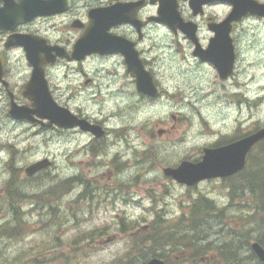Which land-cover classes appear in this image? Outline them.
I'll list each match as a JSON object with an SVG mask.
<instances>
[{"label":"rangeland","instance_id":"obj_1","mask_svg":"<svg viewBox=\"0 0 264 264\" xmlns=\"http://www.w3.org/2000/svg\"><path fill=\"white\" fill-rule=\"evenodd\" d=\"M250 37L248 33L242 47L247 58L240 65L256 60L254 50L249 52ZM156 71L166 90L158 99L109 97L104 90L61 98L118 127L108 139L115 140L109 151L120 153L117 168L106 158L98 169L86 172L88 177L83 174L84 187L73 191L67 176L94 167L86 163L85 136L67 137L57 130L35 134L37 129L3 122L0 115V264H139L137 243L155 233L180 238L179 245L159 249L167 264H178V259L183 264H259L250 242L264 238V211L243 180L235 174L187 187L166 178L162 167L184 157L195 159L202 147L234 134L241 125H263L264 78L237 79L244 81L237 90L231 82L217 81L209 67L165 59ZM58 78L61 86L68 80L63 73ZM235 91H247L249 105L238 108ZM163 128L168 131L159 135ZM263 150L254 148L246 174L262 162ZM43 157L53 164L25 178L24 168ZM79 190L82 197L76 196ZM204 199L213 210L192 212ZM15 202L18 209L8 206Z\"/></svg>","mask_w":264,"mask_h":264},{"label":"flooded vegetation","instance_id":"obj_2","mask_svg":"<svg viewBox=\"0 0 264 264\" xmlns=\"http://www.w3.org/2000/svg\"><path fill=\"white\" fill-rule=\"evenodd\" d=\"M7 1L18 3L22 0ZM23 2L24 9L32 12V16L10 28L0 27V115L4 117L3 122L6 120L13 125H27L37 129L35 134L41 130H57L67 137L73 134L85 136L82 147L89 156L86 163H93L94 167L89 171L68 175L70 191L78 186L84 187L83 174L88 177L86 172L98 169L106 158L110 161V167L117 168L120 153L109 151L115 140H108L118 127L110 125L109 119L101 117L102 115L88 113L83 106L73 107L62 103L64 95L72 99L86 97L88 94L94 96L96 91L104 90L109 97H120L122 94L123 97L139 96L152 100L137 90L136 74L139 70L144 75L149 73L162 96L166 90L160 85L156 67L165 59L176 60L179 65L212 68L217 81L231 82L237 86V90H240L244 81L264 78V0ZM235 4L245 11L237 19L229 21ZM4 5L5 0H0V10ZM249 6L260 7L259 13L252 11ZM248 33L251 36L248 40L249 52L254 50L256 60L250 61L248 65H240V59L244 56L247 58L242 47ZM83 35L88 40L106 41L109 45L102 51H76L74 46ZM19 39L21 42L17 43ZM27 50H30L32 58H36L35 62H31ZM229 54L233 57L232 65L228 76L222 79L221 72L209 58H214L218 65H223ZM248 67L251 68L250 72ZM36 71L41 74L43 82L33 79ZM62 73L68 79L64 86L58 83V77ZM237 79L244 81L239 82ZM114 83L118 84L115 88L112 87ZM124 85L128 86L127 90H124ZM44 86L46 90L43 92L46 91L54 102L67 108L77 118H84L90 124L102 128L103 134L97 136L91 130H82L79 126L67 129L47 126L46 120L39 121L34 99L41 95ZM235 100L238 108L242 103L249 105L247 91L243 94L235 91ZM12 107H25L32 120L13 118L10 114ZM259 127L260 125L243 128L241 125L234 130V134L217 139L212 147L233 142ZM161 130L168 131L166 128ZM263 144L264 139L254 144L246 155V161L251 157L253 149ZM1 147L6 148L5 144ZM74 176L79 177L75 182ZM82 192L79 190L76 196L82 197ZM45 252L51 254L52 250Z\"/></svg>","mask_w":264,"mask_h":264},{"label":"water","instance_id":"obj_3","mask_svg":"<svg viewBox=\"0 0 264 264\" xmlns=\"http://www.w3.org/2000/svg\"><path fill=\"white\" fill-rule=\"evenodd\" d=\"M241 5V4H240ZM25 2L20 1L15 3L13 1L5 0V5L0 10V27L10 28L16 23L28 19L32 16V12H27L24 9ZM252 11H257L259 13L258 6H249ZM243 10L239 5L235 4L232 13L229 16V21L237 19L242 13ZM21 42L19 39L17 43ZM109 45L108 42H102L98 40H88L86 36H82L76 42L74 48L76 51H82L84 49L91 51H102ZM88 46V47H86ZM86 47V48H84ZM28 57H30L31 62H35L36 58H32L30 50H27ZM212 59L221 72L222 79H225L228 76L230 71L233 57L229 54V58L225 64L218 65V63ZM133 72L135 73V67H133ZM39 82L42 81V76L39 72H35L33 79ZM136 84L137 89L140 92H143L151 97H158L159 93L157 87L152 79V76L149 73L144 75L140 70L136 74ZM43 82V81H42ZM46 87L41 91V95L36 97L35 104L37 109V116L40 118L48 119L46 125L55 124L58 127L69 128L78 125L83 130H91L97 136H101L103 131L100 127L89 124L84 119H78L75 115L70 113V111L64 107L59 106L54 102V100L48 95ZM11 115L17 118H27L31 119V114L26 110L17 107L11 109ZM264 138V127L258 130L257 132L244 137L238 141H234L227 145H223L216 148H204L202 159L198 162H191L183 160L176 167H165L163 172L166 176L172 177L179 183L186 185H194L195 183L210 178L218 177H227L237 173L244 167L245 156L250 150L251 146ZM50 165L48 159H42L30 164L25 168V172L28 176H32L37 171ZM251 248L258 257L260 261L264 263V248L258 243L253 242ZM145 264H164L163 260L158 257H153L149 259Z\"/></svg>","mask_w":264,"mask_h":264},{"label":"trees","instance_id":"obj_4","mask_svg":"<svg viewBox=\"0 0 264 264\" xmlns=\"http://www.w3.org/2000/svg\"><path fill=\"white\" fill-rule=\"evenodd\" d=\"M262 163H254V167H256V170H253L250 173L246 174V171L242 173H239V177L241 180H243V183L246 184L249 188V191L252 196L255 197V202L260 207L261 211H264V158L262 159ZM202 205H195V211L194 213H197L199 210L200 212H207L208 210H213V205L210 204L208 199L202 200ZM197 208V210H196ZM199 213V212H198ZM155 228V227H154ZM180 238L175 237H167L163 236L161 234L155 233L154 235L146 234L143 238H140V243H137L138 247L140 249V256L137 255V258L139 257L140 263L144 264V262L150 257V256H158L160 258H163L165 263L167 264L168 261L165 260V256L163 255L162 251L159 249H165L166 245L169 243L178 242ZM262 246H264V238H258L257 239ZM148 242L150 244H148ZM178 243H174L176 245ZM179 245V244H178ZM186 246V245H185ZM184 250V247L182 248ZM174 251V250H173ZM175 251H177L175 249ZM252 256H254L253 253H251ZM194 257L197 256V252L193 254ZM178 264H182V261L178 259Z\"/></svg>","mask_w":264,"mask_h":264}]
</instances>
